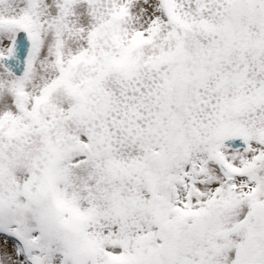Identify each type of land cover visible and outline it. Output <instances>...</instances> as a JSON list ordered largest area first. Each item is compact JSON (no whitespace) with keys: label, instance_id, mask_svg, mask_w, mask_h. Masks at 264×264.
I'll return each instance as SVG.
<instances>
[{"label":"snow or ice","instance_id":"1","mask_svg":"<svg viewBox=\"0 0 264 264\" xmlns=\"http://www.w3.org/2000/svg\"><path fill=\"white\" fill-rule=\"evenodd\" d=\"M0 264H264V0H0Z\"/></svg>","mask_w":264,"mask_h":264}]
</instances>
